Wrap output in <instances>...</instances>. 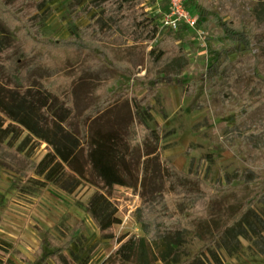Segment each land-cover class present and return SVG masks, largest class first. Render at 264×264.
<instances>
[{
	"label": "trees",
	"instance_id": "trees-1",
	"mask_svg": "<svg viewBox=\"0 0 264 264\" xmlns=\"http://www.w3.org/2000/svg\"><path fill=\"white\" fill-rule=\"evenodd\" d=\"M144 1L89 0L74 15L94 9L78 35L48 38L40 24L47 0H0V164L24 177L35 172L67 193L90 182L95 190L86 210L112 240L121 220L110 200L113 185L137 188L135 215L144 233L118 236L100 264L176 261L188 229L203 244L184 263L200 264L204 248L219 238L234 239L229 251L237 250L238 227L249 229L264 253V219L252 209L256 187L247 181L221 185L182 171L160 155L156 131L140 114L139 104L186 65L183 47ZM137 63L145 72L136 78L153 81L144 96L115 91L118 73H135ZM263 101L264 92L248 110ZM24 129L48 145L38 162L16 145ZM74 240L71 232L64 235L52 255L56 264H71L65 249Z\"/></svg>",
	"mask_w": 264,
	"mask_h": 264
},
{
	"label": "rangeland",
	"instance_id": "rangeland-1",
	"mask_svg": "<svg viewBox=\"0 0 264 264\" xmlns=\"http://www.w3.org/2000/svg\"><path fill=\"white\" fill-rule=\"evenodd\" d=\"M88 1L47 0L41 34L48 38L78 35L94 9L74 15ZM144 2L155 21L172 12L169 0ZM182 6L187 18H180L177 30L165 27L163 31L177 38L186 65L139 104L140 114L156 131L160 155L182 171L191 170L221 185L247 181L256 187L252 209L264 219V101L248 110L264 92V19L256 18L258 12L264 13V0H182ZM144 72V64L137 63L135 73H118L115 91L144 96L153 83L136 78ZM16 145L36 162L48 148L27 129ZM43 180L35 172L24 177L0 164V264H56L52 255L70 232L75 240L65 253L71 264H100L118 236L144 233L135 215L141 202L137 188L113 185L110 200L116 202L121 220L113 225L112 240L100 233L86 210L95 190L90 182L83 180L67 193ZM235 231L241 232L237 250L229 251L234 239L228 244L219 238L204 248L200 264H264L254 234L240 227ZM184 235L176 261L154 264H190L184 262L200 250L203 241L191 229Z\"/></svg>",
	"mask_w": 264,
	"mask_h": 264
},
{
	"label": "built area",
	"instance_id": "built-area-1",
	"mask_svg": "<svg viewBox=\"0 0 264 264\" xmlns=\"http://www.w3.org/2000/svg\"><path fill=\"white\" fill-rule=\"evenodd\" d=\"M172 12L164 14V16L157 19L160 28H169L174 31L178 29L180 18H187L185 11L183 10L182 0H169Z\"/></svg>",
	"mask_w": 264,
	"mask_h": 264
}]
</instances>
